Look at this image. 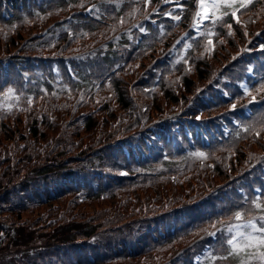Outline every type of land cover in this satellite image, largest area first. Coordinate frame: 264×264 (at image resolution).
<instances>
[{
    "label": "trees",
    "instance_id": "16d2710c",
    "mask_svg": "<svg viewBox=\"0 0 264 264\" xmlns=\"http://www.w3.org/2000/svg\"><path fill=\"white\" fill-rule=\"evenodd\" d=\"M170 1L178 8L164 0H0V97L11 88L21 99L20 114L0 115V264H193L195 253L197 264H233L247 257L219 259L230 247L227 231L216 246L208 233L238 208L260 212L250 199L239 204L228 185L264 155V106L251 105L247 125L228 138L219 126L233 114L231 102L249 104L237 85L242 64L230 60L264 32V0L240 10V24L230 16L210 20L206 36L168 65L163 57L180 34L191 35L197 4ZM169 12L181 20L152 23ZM143 22L147 41L133 45L132 25ZM249 57L264 63V49L255 46ZM233 71L235 79L215 78ZM262 84L249 90L258 101ZM49 177V190L29 181Z\"/></svg>",
    "mask_w": 264,
    "mask_h": 264
},
{
    "label": "snow or ice",
    "instance_id": "6c2138e0",
    "mask_svg": "<svg viewBox=\"0 0 264 264\" xmlns=\"http://www.w3.org/2000/svg\"><path fill=\"white\" fill-rule=\"evenodd\" d=\"M148 2V0H146ZM165 3L169 2V0H164ZM177 6H179L180 0H175ZM253 3V0H197V7L198 11L195 13V23L194 28L196 30L199 29L200 25L207 21H212L216 23L217 21H222L224 17L230 16L231 19L235 21L236 24H240V18L238 13L241 9H246L249 5ZM238 5V7H237ZM222 8H230L232 11L229 13L228 11L221 12ZM183 11V9H181ZM171 17V19L175 21L181 20L180 15H173L171 12L166 13ZM123 23V21H121ZM227 27L231 30L232 24H227ZM140 31L144 32L145 29L140 27ZM233 33L229 31L228 35H232ZM209 48L213 46V40H208ZM190 47V45H189ZM261 48H264V45H261ZM235 59V57L233 58ZM187 63V61H186ZM9 92L12 91L11 88L8 89ZM258 91L264 92V84L261 85ZM244 93L248 96H251L249 100V104L256 102V96H253L247 88L244 89ZM225 96L228 93H224ZM31 103V101H29ZM232 110H235L237 105L235 103L232 104ZM199 119V117H197ZM261 129L264 130V123H261ZM244 131H249V128L245 127ZM257 136L260 135V132L256 133ZM194 155L204 157V152H197ZM127 173H121V175H126ZM262 194H264V189L260 190ZM259 197L254 199L252 203L254 204L256 209H259L262 213L259 217V225L257 223V218L252 217L248 219L245 224H236V225H229L227 231L234 234L231 238L226 239L227 246H230L227 251L226 256H221L219 259L227 260L229 257L233 255H237L241 252L245 253L247 259L242 261V264H253V262H258V264H264V202H257L259 201ZM244 217V213L240 210H237L234 214V218L237 221H241ZM219 223V222H218ZM215 229L216 225H212ZM242 227L250 228L251 231H241ZM224 229H217L216 231L208 233L209 236L215 237L217 236L218 232L223 233ZM223 242L221 243V247L223 248ZM213 259H217L213 257Z\"/></svg>",
    "mask_w": 264,
    "mask_h": 264
},
{
    "label": "rangeland",
    "instance_id": "374dc122",
    "mask_svg": "<svg viewBox=\"0 0 264 264\" xmlns=\"http://www.w3.org/2000/svg\"><path fill=\"white\" fill-rule=\"evenodd\" d=\"M252 13L253 12L245 13L243 17L245 19H247V20H251V19H253ZM239 18H240V21H242L240 15H239ZM258 34H260V32L257 33L254 37L250 38L245 50H249V48L254 44V42L257 39ZM207 45H208V43L205 42L204 46H207ZM215 78H217V75H216ZM20 101H21L20 95L14 93L13 90L11 92L5 93L3 95V97H0V115L3 114V117H5L4 119H6V118H11L12 117V115L10 114L12 112L20 114V112H19ZM252 217H257V216L255 214L253 216L252 215H244V217H243V219L241 221H237L236 220L233 224H238V223L245 224V222L248 219H251ZM218 228H220V227H218Z\"/></svg>",
    "mask_w": 264,
    "mask_h": 264
}]
</instances>
